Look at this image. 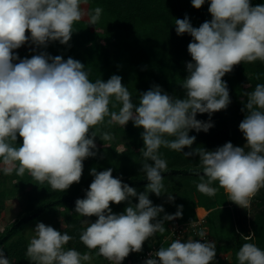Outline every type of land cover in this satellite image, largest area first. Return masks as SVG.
Listing matches in <instances>:
<instances>
[{
	"label": "clouds",
	"instance_id": "clouds-1",
	"mask_svg": "<svg viewBox=\"0 0 264 264\" xmlns=\"http://www.w3.org/2000/svg\"><path fill=\"white\" fill-rule=\"evenodd\" d=\"M207 2L211 20L193 27L185 15L174 23L178 36L188 34L192 38L187 46L191 61L186 62L187 75L180 84L184 97H174L153 85L140 93L135 103L119 75L92 81L86 66L72 57L65 60L61 55L40 51L21 59L15 51L26 44L46 49L57 41L70 46L74 24L87 15L89 24L96 25L103 13L101 7L86 12L83 6L87 0H0L3 172L15 171L17 176L27 172L38 184L46 182L53 191L65 192L80 182L84 161L97 155V126L125 127L131 121L142 129L140 171L148 181L145 190L138 193L121 177H114L112 168H92L93 180L84 198L75 201V213L85 217L87 225L79 239L90 251L65 248L72 236L37 222L26 251L30 264H89L91 250H97L96 255L111 264H122L130 253L142 252L149 238L163 234L165 222L181 217L183 206L167 214L162 205H153L149 198V193L159 197L164 191L163 174L168 165L159 151L161 147L186 157L198 156L202 175L197 189L202 194L215 196L222 188L230 201L246 209L264 189V83L244 94L246 102L242 101L241 111L246 115L238 126L246 141L244 146L226 142L215 150L192 148L196 136L189 132H208L214 126L212 114L231 103L227 82L222 78L241 63H264V4L253 6L251 0ZM205 3L191 0L195 9ZM110 105H119V110L112 111ZM205 113L208 121L196 118ZM18 138L22 143H17ZM99 138L110 141L112 135L102 132ZM185 148L190 151L185 152ZM214 183L218 187H213ZM133 198L138 203L133 204ZM173 201L174 197L168 195V202ZM122 202H127V207L114 213L110 203ZM161 213H165L162 218ZM91 217H96L94 222ZM187 234V239L182 236L150 253L144 264H213L215 243L195 238L197 230L196 234ZM198 235L203 238L205 233ZM251 238L243 236L245 241ZM237 261L264 264V250L245 242L237 252ZM0 264H10L2 249Z\"/></svg>",
	"mask_w": 264,
	"mask_h": 264
},
{
	"label": "trees",
	"instance_id": "trees-1",
	"mask_svg": "<svg viewBox=\"0 0 264 264\" xmlns=\"http://www.w3.org/2000/svg\"><path fill=\"white\" fill-rule=\"evenodd\" d=\"M251 3L253 6L264 4V0H251ZM87 4L88 12L96 7L103 9L101 19L96 25H90L89 20L76 22L73 26L74 32L69 42L70 46L61 45L58 41L50 43L46 49H37L30 46L16 51L18 56L21 59L31 58L32 55L38 54L40 51H46L52 56L61 55L65 60L72 57L86 66V70L89 71V78L92 81L99 78L107 81L112 75H119L122 77V83L131 92L135 103L139 102V94L149 90L153 85H159L165 92L174 97H184L185 93L180 84L187 75L186 62L191 61L187 46L192 38L188 34L178 36L174 23L175 19H183L185 15L189 17L193 27H199L204 21L211 20L207 0L200 9L193 8L191 0H87ZM222 79L228 85L232 101L230 103L231 107L226 114L220 111L212 114L211 122L214 124L211 128L212 131L209 130L206 133L201 131V133L203 132L208 136L205 143L209 148L206 150H215L214 146L220 147L226 142H231L234 146H237V140L234 137L240 134L242 136L240 139L241 144L246 143L239 128L224 129L227 120L235 113L239 115L240 122L246 115L245 112L241 111L243 107L241 101L246 97L244 95L245 90L235 89L232 87V83L236 81L239 84L248 85V87L253 86V89L256 84L264 83V63L260 61L241 63L234 66L233 71L226 74ZM110 109L118 111L119 105L116 108H112L110 105ZM231 112H233L231 117L227 116ZM202 115L208 118L206 121L209 120L207 113ZM97 127L100 131L97 133L95 140L98 149L97 157H95L99 158L97 161L94 157L86 159L80 182L72 184L65 192L53 191L46 182L38 184L27 172L23 176H17L15 171L11 174H5L2 170L3 165H0V178L16 180V183L8 188H6L3 181H0V212L5 207L7 197L20 194L27 201L26 208L0 232V249L4 251L10 264H30L26 255L30 237L27 236L26 229L28 227L34 228L37 222L44 220L52 223L55 229L59 228L58 230L67 232L72 236L74 249L81 253L90 251L79 239L86 225L84 226L82 223V216L75 213V201L84 198L85 190L88 189L93 180L90 170L95 166H97V171H103L106 167H109L110 154L106 150L129 156L126 160L127 170L124 171L128 177L123 181L124 183L129 186L147 185L148 181L145 174L140 171L143 163V156L140 152L143 148L142 129L134 127L131 121L125 127L119 125L108 126L106 124ZM218 131H221V133L217 134ZM102 132H109L112 139L102 141L99 138ZM199 133L192 130L189 135L197 136ZM221 136H223V142L212 139V137L221 139ZM210 141H213V143H210ZM17 143H22V138H18ZM197 144L199 145L198 142H194L192 148L194 149ZM120 148H122V151L119 150ZM159 151L168 165L167 172L163 174L164 189L169 188L174 182L181 187L182 185L192 187L194 181L200 179L202 169L199 168L198 156L186 157L182 152L164 147H161ZM184 151L187 152L190 149L185 148ZM183 194L177 196L181 197ZM149 195L153 196L155 194L149 193ZM212 197L217 201H227L229 208L235 206V203L229 200L224 191L219 195L216 193ZM135 203H138V201ZM202 203L199 199H197V202L194 201L192 211L195 214L196 208L206 210L207 215L204 219L206 223L211 209L205 207ZM110 207L114 213H121L127 207V202H122L119 205L112 203ZM61 211L64 212L65 224L62 230L60 222L56 220V215L61 214ZM84 219L86 218L84 217ZM89 219L94 222L96 217ZM221 222L220 229L227 224L226 221ZM206 224L207 227L205 226V228L208 234H205L203 238L198 235L202 231L201 226L197 230L195 238L209 241L212 239L213 228L208 226V222ZM190 233L192 234L193 230ZM164 235V233L156 234L160 246L163 244L161 237ZM175 239V237L172 238V240ZM147 246L150 247V245H143L142 252L129 254L124 259L123 264H137L139 256L146 251ZM96 251L91 250L96 264H111L104 257L97 256Z\"/></svg>",
	"mask_w": 264,
	"mask_h": 264
},
{
	"label": "rangeland",
	"instance_id": "rangeland-1",
	"mask_svg": "<svg viewBox=\"0 0 264 264\" xmlns=\"http://www.w3.org/2000/svg\"><path fill=\"white\" fill-rule=\"evenodd\" d=\"M83 7L85 11L88 12V4L84 5ZM81 20L88 21V16L85 15L84 18H82ZM30 46L33 48L35 47L34 45L26 44L19 49L30 47ZM19 49L15 51H18ZM232 87H234L235 89L237 88H241V90L244 89L245 90L244 92L253 90V86L248 87V85L239 84L236 81L232 83ZM244 98L242 101L246 102V97ZM230 107H231V104H229L227 109L221 110L220 112H223V114L224 113L226 114L227 110L230 109ZM232 113L233 112L229 113L227 116L231 117ZM238 116L239 115L235 113V115L229 118L225 124L224 129L228 130V129L239 128L238 126L240 123V118ZM196 118L198 120H203V121H204V118H205V121L208 119L207 117H204L202 114H197ZM209 130L212 131L211 128ZM219 133H221V131L217 132V134ZM196 137L197 138L195 142H198L199 145L198 144L195 145V148H201L202 146H203L202 148L204 149L209 148L207 147V144L205 143L208 138L207 134L200 132L199 135H197ZM235 137L234 139L237 140L236 145L241 146V147L244 146V142L243 144H241V140H240L242 138L241 134L239 136L235 135ZM212 139L222 141L223 136H221V139L215 138V137L214 138L212 137ZM210 143H213V141L212 142L210 141ZM200 144L202 145L201 147H200ZM213 148L216 149L217 147L214 146ZM121 149L122 148H120L119 150ZM106 151L107 153L110 154L109 156L110 162H109V167H106L104 170H106L107 168H112L114 177L115 176L121 177L123 181L126 180L128 175L124 171L127 170L126 160L129 158V156H127L126 154L120 155L115 152H109V150H106ZM121 151H119V153H121ZM96 157L94 158L97 161L99 157L98 158ZM179 161H181V159H179ZM94 168L97 169V166H95ZM99 171H102V170H99ZM174 177L176 178V176ZM0 181H3L6 188L16 183V180H13L10 178L4 179V177H1ZM200 182L201 180L197 179L192 184V187L188 185L187 187L182 185L183 188L179 185H176V182H174L169 188L164 189L162 193L163 195L159 197H157L156 195H153V196L149 195L150 196L149 198L152 200L153 205L155 204L162 205L164 207L165 213L167 214H174L177 211L178 205L183 206L181 217L176 218L172 221L165 222L166 231L164 232L165 235L161 237L162 242H163L162 246L168 247L170 243L173 241L172 238L175 237L174 234L176 235L175 237L176 239H180V238L182 239V236H185V239H187L188 238L187 233H190L193 230V227L196 229V226H195L196 221L198 220L200 216H204L206 214L205 212L206 210L203 211L202 208H199V209L196 208L195 214H194V211H192V207H193L192 205L194 204V201L197 202V199H199L201 203L202 202L205 203V204L202 203L205 207L211 209L210 215L208 219L206 220V223L208 222V226L210 228H213V235L210 241L214 242L216 245L217 255H216V258L213 264H238L237 252L242 246V244L245 242L254 243L258 247H260L262 250H264V189H261L251 199L250 207L244 209L238 206L237 204H235L233 208H229L227 201L226 202H224L225 200L217 201V200H214L212 196L210 197V196H207L199 192L197 189V184ZM131 186L135 188L138 193L141 190H144L146 187L144 184H136V185H131ZM212 186L218 187V184L214 183ZM222 191H224L222 188L219 189V191L217 192L218 195L221 194ZM181 193H184L181 197L177 196V195H180ZM168 195H172L174 197L173 202H168ZM136 201L137 200L134 198L132 200V203L135 204ZM26 206H27L26 198H24V196L20 194L17 196L7 197L5 199V207L0 212V232H2L6 228V226L9 225L16 218L26 208ZM165 213H161L160 218H162ZM63 215H64V212L62 211H61V214L56 215V220L60 222L61 230L65 227ZM195 215H196V219H195ZM82 220H83L82 223L85 226L86 224L84 223V220H85L84 217H82ZM221 221L227 222V224L222 229L219 228L221 227L220 226V224L222 223ZM42 222L45 223L46 225H50L54 227V225H52V223H50L48 220H44ZM206 223L204 220V223L202 224V231L207 235L208 231L206 230L205 227H203L204 224H205L204 226L207 227ZM192 225L194 226L191 227ZM34 228L28 227L26 229V234L28 237L31 238V236L34 234V231H33ZM58 229L59 228H57V230ZM167 232L168 234H166ZM246 235H251L252 236L251 240L245 241L243 239V236H246ZM144 245H150V247L154 246L156 250H158L161 247L159 240H157V236H155L154 238H149V240L145 241ZM65 248H75L73 240L69 241V243L65 245ZM89 264H96V263L94 262V259H92L89 262Z\"/></svg>",
	"mask_w": 264,
	"mask_h": 264
},
{
	"label": "built area",
	"instance_id": "built-area-1",
	"mask_svg": "<svg viewBox=\"0 0 264 264\" xmlns=\"http://www.w3.org/2000/svg\"><path fill=\"white\" fill-rule=\"evenodd\" d=\"M205 216H206V215H204V216H200V217L198 218V220H197V222H196V225H195V226H196V229L193 227V233L196 234V230H197V228H199V227L202 226V224L204 223ZM193 226H194V225H193ZM203 227H204V225H203ZM174 236L176 237L175 234H174ZM154 251H156V249L153 248V249L147 250V251H145L144 253H142V254L139 256V261H138L137 264H144V261H145L146 259L149 258V254L152 253V252H154Z\"/></svg>",
	"mask_w": 264,
	"mask_h": 264
},
{
	"label": "crops",
	"instance_id": "crops-1",
	"mask_svg": "<svg viewBox=\"0 0 264 264\" xmlns=\"http://www.w3.org/2000/svg\"><path fill=\"white\" fill-rule=\"evenodd\" d=\"M199 209V208H198ZM203 209V208H202ZM203 211H205L204 209H203ZM205 212H207V211H205Z\"/></svg>",
	"mask_w": 264,
	"mask_h": 264
}]
</instances>
